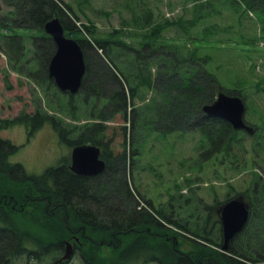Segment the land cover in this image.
<instances>
[{
    "label": "trees",
    "instance_id": "16d2710c",
    "mask_svg": "<svg viewBox=\"0 0 264 264\" xmlns=\"http://www.w3.org/2000/svg\"><path fill=\"white\" fill-rule=\"evenodd\" d=\"M2 1L12 7L10 14L0 18V26L10 30L9 33L0 34V40L14 69L25 71L34 78L43 74L44 80L47 78L50 82L54 81L49 77L48 65L56 45L53 39L45 34L44 25L53 17L59 16L66 34H84L75 39L83 49L86 71L80 89L76 93L69 92L71 98L81 94L85 95V99L88 94L102 95L108 83L99 77L95 80V66L91 64L92 60L93 63L96 60L98 65L97 61L100 60V72L110 74L115 84L108 89V112H120L127 120L129 105H135L136 98L141 96V89L145 88L153 91L148 105L155 122L144 118L142 125L149 126L150 123L154 129V123H158L160 126L157 128L164 132L195 129L201 134L207 158L214 153H229L235 148H245L243 137L251 134L242 129H235L228 120L219 115L203 111V105L213 102L219 90L239 94L236 90L223 88L218 78L207 69L208 56L200 57L192 50L181 52V48L172 44L156 45L151 40L141 48H136L122 41L97 36L88 27L83 26V31L78 24V15L64 0ZM184 3L185 12L189 9L190 17L186 18L184 12L173 20L163 18L157 21V14L146 4L135 8L133 3L128 8L132 10L136 23L144 26L153 24L149 34L152 39H158L160 32L169 24L190 30L203 18L213 14L212 12L221 13L222 7L234 11L242 7L248 13L264 17V0H184ZM11 27L43 31V35L33 37L32 41L33 46L40 51V54L34 56L37 57L38 66L34 71L17 68L29 47L27 48L22 35L12 33L14 30ZM215 27L207 26L204 31L206 34L215 33ZM94 48L96 56L90 52ZM99 50L101 52H98ZM88 51L91 53L90 58ZM124 53L133 56L129 67H126L122 60ZM28 64L23 61L20 65ZM154 65L159 66L157 72L152 70ZM134 112L136 114V108ZM106 113L98 112L96 116L106 120ZM88 120L68 128L62 121H58L56 116L41 113L39 110L18 118L0 119V129L15 122L24 123L29 138L38 127L50 121L61 142L73 146L81 143L99 145L102 148V157L107 162L106 169L98 175L76 174L66 162L50 166L41 174H29L22 164L9 160V155L16 151L18 146L0 135V175L27 185L22 199L17 201L22 202L21 206L37 207L47 220L55 223L58 233V240L44 243V239L33 229L24 226L21 228L13 216L14 213L0 202V264H15L18 258L39 264L41 261L42 264V260L48 255L62 254L66 240H73L74 235L83 241L89 238L91 242H103L112 247L115 256L111 258L110 264H146L150 261L159 264H264V226L259 231L254 230V233L251 227L253 219L264 224V217L258 215V209L264 203V187L261 186L264 181L262 182L260 177H256L251 185L253 197L250 195L248 202L252 209L250 208L246 226L229 241L228 249L223 250L224 236L221 220L215 210L216 205L206 207L204 222H200L198 217L185 221L179 214L175 217L176 213L170 202L173 199L180 201L177 196H173L169 201L167 210L151 207L150 201L146 202L148 208H139V193L137 188L130 186L125 173L124 157H111L104 139L103 122ZM131 120L135 127V120ZM255 128V143L260 145L264 125ZM71 132H74L72 137L69 136ZM120 159L123 163V173L121 170L118 177L114 163ZM190 192L194 193L192 188ZM193 193L185 197L186 205L193 206ZM247 193L245 190L248 200ZM184 196L180 193L181 198ZM0 197L2 198L1 195ZM234 197L235 195L228 194L220 201V205ZM172 225L178 229L177 232L172 229ZM178 234H183V237L190 241L192 247L189 250L181 248ZM82 253L85 255L86 264H98L97 260L94 262L90 252V256L86 252Z\"/></svg>",
    "mask_w": 264,
    "mask_h": 264
},
{
    "label": "rangeland",
    "instance_id": "374dc122",
    "mask_svg": "<svg viewBox=\"0 0 264 264\" xmlns=\"http://www.w3.org/2000/svg\"><path fill=\"white\" fill-rule=\"evenodd\" d=\"M64 1L70 4L78 15V24L83 31V26L88 27L97 36L117 42L122 41L136 48H141L143 44L151 40L156 45L172 44L181 48V52L192 50L200 57L208 56L207 69L218 78L223 88L236 90L244 99L246 104L244 119L252 126L263 127V15L248 13L242 7L238 11L222 7L221 13L212 12L213 14L203 18L190 30H184L180 25L169 24L160 32L158 39H152L149 34L152 32L153 24L144 26L139 22L136 23L132 10L128 8L131 7L130 4L134 3L135 8L138 5L140 7L145 4L149 5L157 14V21L163 18L173 20L186 11L184 0ZM11 10V6L0 0V18L10 14ZM184 14L186 18L191 15L189 9ZM210 25L216 26L215 33L206 34L204 30ZM11 28L14 30L12 33L24 37V42L27 48L29 47L26 55L22 57V60L29 64L21 66L23 62L21 61L17 64V68L34 71L38 67L37 57L34 56L37 53L40 54V51L33 46L32 41L33 37L43 35V31L33 28ZM7 32L9 33L10 30L0 26V34ZM82 34L74 32L68 33L67 36L77 38L82 37ZM1 42L0 40V119L18 118L39 110L41 113L56 116L58 121H62L68 128L74 124L85 123L88 118H90L88 121L95 119L103 122L104 139L108 144L109 153L114 158L124 157L125 173L130 186L137 188L139 193V208H148L146 202L150 201L151 207L167 210L169 201L173 196H177L180 201L173 199L170 202L175 210V217L179 214L183 221L188 218L195 220L198 217L200 222H204L207 214L206 207L214 204L221 220V209L225 202L220 205V201L231 194L235 195L234 198L242 199L249 204L250 195L253 197L251 185L254 179L260 177V180L264 181V130L261 131L260 145L255 143L253 133L252 136L243 137L242 143L245 147L243 150L235 148L229 153H214L207 158L204 154L205 145L202 146L201 134L195 129H176L164 132L157 128L160 126L158 123H154V129L150 123L149 126L142 125L144 118L155 122L153 112L149 111L151 108L148 105L153 91L141 89V96L136 98L135 105L128 107L129 118L127 120L120 112H108L110 96L108 89L115 84L110 74L100 72V60L97 59L99 63L97 65L96 60L93 63L91 59V64L95 66L93 74L95 80L99 77L108 83L106 89L102 88V95L88 94L85 99V95L81 94L80 97L75 95L71 98L70 93L62 91L55 81L50 82L47 78L44 80L43 74L34 78L25 71L14 69ZM47 44L50 46L49 43ZM90 52L96 56L95 48ZM90 52L88 51L89 58ZM122 60L125 66L129 67L133 56L124 53ZM158 67L154 65L153 72H157ZM134 108H136V114ZM104 111L108 116L106 120L98 119L96 116L98 112ZM132 118L135 120V127H133ZM0 135L18 146V149L9 155V160L22 164L29 174H41L50 166L61 162L67 164L71 162L73 145L60 141L50 121L38 127L30 138L27 127L22 122L2 127ZM69 136H74V132L69 133ZM114 164L117 176L121 175L123 169L121 159ZM189 184L191 186H188ZM261 186L264 187V184ZM26 188L27 185L0 175L1 204H10L11 212L14 213L13 216L21 228L24 226L33 229L44 239V243L55 242L58 240L55 223L47 220L37 207L21 206L22 202L17 201L22 199ZM191 188L194 193L190 192ZM245 190L248 191V200ZM180 193L185 195L184 198L180 197ZM192 193L195 202L193 206L186 205L185 197ZM250 208L252 209L251 206ZM261 208H263L262 211ZM261 208L258 209V215L264 217V203ZM172 226V229L177 232L178 229ZM263 226L261 221L253 219L251 221L252 233L254 230L259 231ZM184 232L190 235L185 230ZM178 235L181 248L189 250L192 247L190 241L183 237V234ZM72 242L75 240L73 239ZM73 248L74 251L69 260L61 263L56 260L60 254L48 255L42 260V264H55L56 262L57 264H86L85 255L82 252L88 255L90 252L91 257H94V262L97 260L98 264H110L111 258L115 256L112 247L103 242L99 244L91 242L89 238L86 241L79 239L74 243ZM15 264L39 263L18 258ZM146 264L159 263L150 261Z\"/></svg>",
    "mask_w": 264,
    "mask_h": 264
},
{
    "label": "water",
    "instance_id": "95a60500",
    "mask_svg": "<svg viewBox=\"0 0 264 264\" xmlns=\"http://www.w3.org/2000/svg\"><path fill=\"white\" fill-rule=\"evenodd\" d=\"M44 30L56 45V50L48 65L49 76L54 79L62 91L76 93L81 87L86 71L85 56L80 43L75 38L66 35L59 16L47 21ZM245 109V101L240 95L229 94L223 90L218 91L213 102L203 105L205 113L219 115L228 120L235 129H244L253 134L254 126L244 119ZM70 169L79 175L102 173L106 169V161L101 157L100 146L93 143L75 145L71 153ZM249 216L250 210L244 200L233 198L224 203L221 209L223 250H227L229 241L244 229ZM73 251V244L67 240L64 254L57 262L69 260Z\"/></svg>",
    "mask_w": 264,
    "mask_h": 264
},
{
    "label": "flooded vegetation",
    "instance_id": "af4514ba",
    "mask_svg": "<svg viewBox=\"0 0 264 264\" xmlns=\"http://www.w3.org/2000/svg\"><path fill=\"white\" fill-rule=\"evenodd\" d=\"M7 206H8V205H4V207H5L7 210H8V209L11 210L10 207H7ZM74 236H75V235H74ZM74 243H75V242H74ZM58 258H59V256H58ZM58 258H57L56 260H58ZM56 260H55V261H56ZM55 261H54V262H55Z\"/></svg>",
    "mask_w": 264,
    "mask_h": 264
}]
</instances>
